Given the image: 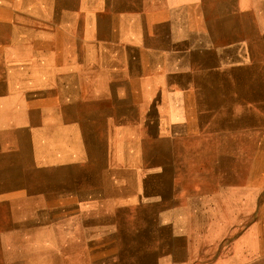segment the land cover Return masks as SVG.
I'll list each match as a JSON object with an SVG mask.
<instances>
[{"label": "crops", "instance_id": "0c3cea01", "mask_svg": "<svg viewBox=\"0 0 264 264\" xmlns=\"http://www.w3.org/2000/svg\"><path fill=\"white\" fill-rule=\"evenodd\" d=\"M260 179L264 0H0V264H236Z\"/></svg>", "mask_w": 264, "mask_h": 264}, {"label": "rangeland", "instance_id": "374dc122", "mask_svg": "<svg viewBox=\"0 0 264 264\" xmlns=\"http://www.w3.org/2000/svg\"><path fill=\"white\" fill-rule=\"evenodd\" d=\"M237 185L238 189H259L262 190V193L258 198H254L255 200L252 199L253 205L251 208L248 203V198H245L243 203H240L242 199H238L237 227L235 229V234L231 236L230 239H228V237L226 238V241H224V243H222V246L219 247L218 252L219 254H236V264H263L261 259V233H264V231L262 230L264 226L260 225V223L262 222V215L264 216V214H262V211L264 210V179L262 181L261 179L258 181L253 180L251 182L240 181ZM251 223H253L254 225L258 223L259 226L257 225L256 229L252 230L253 235L249 236L248 233L250 232ZM217 232L222 234L226 231L220 230ZM45 233L51 235V228L46 229ZM60 235L61 237L64 236L63 234ZM196 248L200 249L198 244L195 245V248H193V250H195ZM211 248L212 247L206 248L207 252L208 249Z\"/></svg>", "mask_w": 264, "mask_h": 264}, {"label": "bare ground", "instance_id": "6f19581e", "mask_svg": "<svg viewBox=\"0 0 264 264\" xmlns=\"http://www.w3.org/2000/svg\"><path fill=\"white\" fill-rule=\"evenodd\" d=\"M122 6H123V5H122ZM123 7H124V6H123ZM124 8H125V7H124ZM171 76H172V75H171ZM86 128H87V127H86ZM41 217H42V216H41ZM124 233H125V237H127V236L129 235V234H128V230H125ZM119 234H121L120 231H116V232H115V235H114V233H113V235H112V234H111V231H110V232H109V236H110L109 238L117 237ZM111 235H112V236H111Z\"/></svg>", "mask_w": 264, "mask_h": 264}]
</instances>
